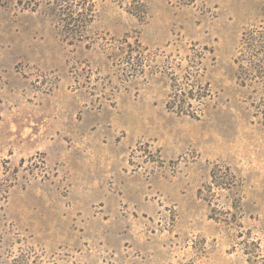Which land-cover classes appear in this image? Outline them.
I'll list each match as a JSON object with an SVG mask.
<instances>
[{
    "label": "rangeland",
    "instance_id": "374dc122",
    "mask_svg": "<svg viewBox=\"0 0 264 264\" xmlns=\"http://www.w3.org/2000/svg\"><path fill=\"white\" fill-rule=\"evenodd\" d=\"M0 264H264V0H0Z\"/></svg>",
    "mask_w": 264,
    "mask_h": 264
}]
</instances>
